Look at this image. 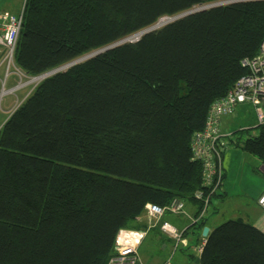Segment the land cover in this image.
Instances as JSON below:
<instances>
[{
  "label": "trees",
  "instance_id": "16d2710c",
  "mask_svg": "<svg viewBox=\"0 0 264 264\" xmlns=\"http://www.w3.org/2000/svg\"><path fill=\"white\" fill-rule=\"evenodd\" d=\"M222 1L24 0L16 66L37 77ZM263 40L264 1H244L191 13L41 80L0 127V264H107L119 231L147 205L199 208L192 137ZM259 129L234 132L225 152L263 165ZM202 248L198 264H264V234L241 220L213 228Z\"/></svg>",
  "mask_w": 264,
  "mask_h": 264
},
{
  "label": "built area",
  "instance_id": "2783aa9c",
  "mask_svg": "<svg viewBox=\"0 0 264 264\" xmlns=\"http://www.w3.org/2000/svg\"><path fill=\"white\" fill-rule=\"evenodd\" d=\"M24 5L18 14H10L0 9V67L5 65L4 79L0 89V99L7 93L16 92L27 86L28 82L20 81L10 89H4L7 78L15 73L22 74L21 69L16 66V49L20 31L23 26ZM258 54L242 61L241 65L248 70L246 75L237 79L226 96L217 99L208 110L203 130L195 132L191 143L194 160H199L202 165V182L204 191L195 194L197 202H201L195 216L191 218L192 224L199 223L206 217L212 195L220 190L225 172L223 169V154L225 152V140L232 133H223L222 120L227 115L234 114L241 107H250L255 113L258 128L264 125V40L259 45ZM16 71V72H15ZM34 80V77H32ZM258 204L264 210V191L257 199ZM186 204L180 200H172L165 207L147 205L144 209L149 221L146 228L150 229L156 222L160 221L165 214L173 216H186ZM155 222L153 223L152 221ZM160 230L172 239V255L178 248H186L187 241L184 232L173 227L168 221H163ZM147 229L130 230L122 228L115 238L114 253L106 262L107 264H140L138 247L146 235ZM202 237V236H201ZM207 237H202L200 243L193 249V257L199 260ZM171 255V256H172ZM169 256L163 264H172ZM190 264H198L191 262Z\"/></svg>",
  "mask_w": 264,
  "mask_h": 264
},
{
  "label": "crops",
  "instance_id": "0c3cea01",
  "mask_svg": "<svg viewBox=\"0 0 264 264\" xmlns=\"http://www.w3.org/2000/svg\"><path fill=\"white\" fill-rule=\"evenodd\" d=\"M0 9L10 14L18 13H11L9 10L4 9L1 3ZM228 117L230 115H227L222 120V131L227 127V124H224V122ZM251 157L253 156H247L241 150L233 147H230L225 152L223 156L224 183L220 191L212 197L206 217L203 219V226L209 228L208 234L222 222L232 219L251 224L264 234V210L257 201L264 191V164L262 165L255 157L253 158L257 161L252 162L250 160ZM257 162L260 165H257ZM197 211L198 208L195 204L187 203L185 213L188 217L165 214L150 229L146 228L150 218L147 217L145 212L138 219L129 222L126 229H147L146 235L137 250L139 252L140 264H163L172 255L173 241L159 228L160 223L163 221H168L173 227L179 230H187L184 238L188 246L186 248H178V251L171 256L170 260L172 264H190V256L193 255V249L200 243L202 238V232L198 233V231L190 228V225H192L191 218L195 216ZM211 214L214 215L212 216ZM220 217L224 219L219 224L216 219ZM147 239H149V246L143 251V246Z\"/></svg>",
  "mask_w": 264,
  "mask_h": 264
},
{
  "label": "rangeland",
  "instance_id": "374dc122",
  "mask_svg": "<svg viewBox=\"0 0 264 264\" xmlns=\"http://www.w3.org/2000/svg\"><path fill=\"white\" fill-rule=\"evenodd\" d=\"M1 5L4 9L9 10L11 13H17L18 10L21 8L23 0H0ZM18 14V13H17ZM1 61V60H0ZM16 72V71H15ZM5 73V65L0 67V89L2 86V82L4 79ZM21 75L15 73L14 75H10L7 78L5 83L4 89H10L20 81L28 82L27 86L21 89H16V92L7 93L3 95L0 99V127L6 121V118L11 114V112L17 108V106L23 102V100L27 97V95L32 91V89L38 85L41 81L37 79H32V77L28 76L24 72L21 71ZM41 76V75H40ZM38 78V76L36 77ZM227 124L226 129H224L223 133H237V131L243 129L246 137L248 134L256 135L259 132L258 124L256 122L255 113H253L250 107H241L239 108L234 114L230 115L224 124ZM254 159V160H252ZM252 162L257 161L255 158L251 157L250 159ZM250 162V161H248ZM257 165H260L257 162ZM225 177V176H224ZM224 180V179H223ZM224 183V182H223ZM223 185V184H222ZM222 187V186H221ZM221 189V188H220ZM212 216L214 214H211ZM221 218V219H220ZM216 219V221L220 224L224 218L220 217ZM154 223V221H152ZM217 223V224H218ZM187 231V230H186ZM149 239L146 240L145 245L143 246V251L145 248H148Z\"/></svg>",
  "mask_w": 264,
  "mask_h": 264
},
{
  "label": "water",
  "instance_id": "95a60500",
  "mask_svg": "<svg viewBox=\"0 0 264 264\" xmlns=\"http://www.w3.org/2000/svg\"><path fill=\"white\" fill-rule=\"evenodd\" d=\"M244 1H255V0H223L222 2H214V3H211L209 5L200 6L198 8L191 9V10H189L187 12L180 13V14H178L176 16H173V17H168L169 20L167 22L163 23V24H161L160 20H159L157 22V24L152 25L150 27H147L145 30H142L140 32L135 33V35L126 37L123 40H120V41L114 43L111 46H107V47H104L103 49H100V50H97V51H93L92 53H90L88 55H85V56H82L81 58L76 59L74 61H71L70 63H68L66 65H62L59 68H56V69H53V70H50V71H48L46 73L41 74V76H42L41 80L48 78L50 75L59 73V71H64L67 68H70L71 65L77 64V63L81 62L82 60L91 58L92 56L97 55V54L103 52L104 50L113 48L114 46H117V45H120V44H124V42H134L140 36H142V35H144V34H146L148 32L155 31V30H157V28H159V27H161V26H163L165 24H168L169 22L176 21L179 18H182V17H185L187 15H190L191 13L200 12L202 10L211 9L213 7H222V5H229V4H233V3H243ZM258 1H264V0H258ZM168 18H163V19H168ZM38 76H40V75H38ZM34 78H36V77H34ZM208 231H209V228L208 227H204L203 230H202V233H201L202 237H207ZM196 263H199V260H196Z\"/></svg>",
  "mask_w": 264,
  "mask_h": 264
},
{
  "label": "bare ground",
  "instance_id": "6f19581e",
  "mask_svg": "<svg viewBox=\"0 0 264 264\" xmlns=\"http://www.w3.org/2000/svg\"><path fill=\"white\" fill-rule=\"evenodd\" d=\"M168 20H169V18L168 19H163V20L160 21V23L163 24V23L167 22ZM34 79H37V81H38V80L42 79V76H38V78H34Z\"/></svg>",
  "mask_w": 264,
  "mask_h": 264
}]
</instances>
